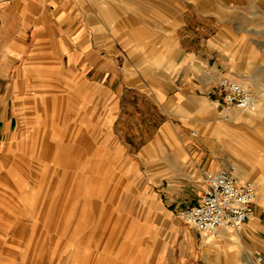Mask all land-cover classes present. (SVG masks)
Returning a JSON list of instances; mask_svg holds the SVG:
<instances>
[{"label":"crops","instance_id":"1","mask_svg":"<svg viewBox=\"0 0 264 264\" xmlns=\"http://www.w3.org/2000/svg\"><path fill=\"white\" fill-rule=\"evenodd\" d=\"M145 1L147 10L134 9L144 22L121 26L104 24L99 4L89 0H0V163L36 103L47 99L48 114L71 120L75 113L83 126L91 123L101 151L122 157L143 183L148 211L170 221L173 235L157 264H257L264 255V142L240 136L236 117L218 105L215 88L227 72L216 53L224 42L208 35L214 25L187 22L173 0ZM139 40L156 46L144 62L137 61V52H146ZM259 94L255 109L240 110L247 122L264 115ZM242 153L255 157L251 174H241L257 188L254 215L239 229L202 235L179 210L197 201L207 173ZM172 214L187 225L179 227ZM181 232L182 245H175ZM199 236L206 237L201 249Z\"/></svg>","mask_w":264,"mask_h":264},{"label":"rangeland","instance_id":"2","mask_svg":"<svg viewBox=\"0 0 264 264\" xmlns=\"http://www.w3.org/2000/svg\"><path fill=\"white\" fill-rule=\"evenodd\" d=\"M89 1L99 4L106 25L141 24L134 9H148L145 0ZM173 1L190 24L214 25L208 35L216 32L224 42L223 54L216 53L224 75L264 93V0ZM144 43L146 52H137L140 62L155 53L153 41ZM36 107L39 112L25 118L0 163V264H157L173 231L156 208L148 211L143 183L126 171L122 157L106 147L101 151L91 123L83 126L75 113L71 120L63 112L48 114L44 98ZM240 110L226 109L236 117L240 136L252 145L264 142V115L247 122ZM242 156L230 162L241 165L239 176L251 174L248 164L255 158ZM172 221L187 225L177 214ZM181 235L175 245H182ZM205 239L199 236L197 248Z\"/></svg>","mask_w":264,"mask_h":264},{"label":"built area","instance_id":"3","mask_svg":"<svg viewBox=\"0 0 264 264\" xmlns=\"http://www.w3.org/2000/svg\"><path fill=\"white\" fill-rule=\"evenodd\" d=\"M217 102L221 109L237 106L253 110L255 93L246 84L229 76L218 79ZM206 187L190 206L179 215L196 227L202 235L218 237L224 229H239L254 215L257 188L250 179H242L234 165L206 174ZM262 263L264 256L257 258Z\"/></svg>","mask_w":264,"mask_h":264},{"label":"bare ground","instance_id":"4","mask_svg":"<svg viewBox=\"0 0 264 264\" xmlns=\"http://www.w3.org/2000/svg\"><path fill=\"white\" fill-rule=\"evenodd\" d=\"M255 101H256V98H255ZM263 103V102H262ZM250 111H252V110H250ZM255 113V112H254ZM241 177V176H240ZM253 182V181H252ZM254 183V182H253ZM255 185V184H254Z\"/></svg>","mask_w":264,"mask_h":264}]
</instances>
